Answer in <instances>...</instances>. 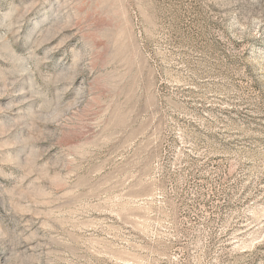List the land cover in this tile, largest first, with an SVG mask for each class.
Returning <instances> with one entry per match:
<instances>
[{"label": "rangeland", "instance_id": "obj_1", "mask_svg": "<svg viewBox=\"0 0 264 264\" xmlns=\"http://www.w3.org/2000/svg\"><path fill=\"white\" fill-rule=\"evenodd\" d=\"M0 264H264V0H0Z\"/></svg>", "mask_w": 264, "mask_h": 264}]
</instances>
